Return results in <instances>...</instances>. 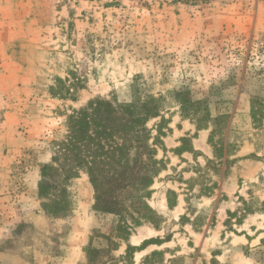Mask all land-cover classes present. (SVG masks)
Instances as JSON below:
<instances>
[{"label": "rangeland", "instance_id": "obj_1", "mask_svg": "<svg viewBox=\"0 0 264 264\" xmlns=\"http://www.w3.org/2000/svg\"><path fill=\"white\" fill-rule=\"evenodd\" d=\"M66 77L84 85L77 100L50 92ZM148 96L161 106L150 127L164 118L167 135L188 129L158 150L155 223L128 236L130 188L118 192L122 220L96 210L88 164L59 147L73 110ZM246 159L264 164V0H0V264H59L71 215L87 201L79 264H264V177L243 186L248 195L222 191L223 164L231 173ZM45 165L54 168L41 195ZM132 165L96 164L98 179L137 180ZM71 169L78 177L66 179Z\"/></svg>", "mask_w": 264, "mask_h": 264}, {"label": "trees", "instance_id": "obj_2", "mask_svg": "<svg viewBox=\"0 0 264 264\" xmlns=\"http://www.w3.org/2000/svg\"><path fill=\"white\" fill-rule=\"evenodd\" d=\"M83 88L80 81L75 83L69 77L57 78L50 92L54 97L77 100V92ZM155 100L157 99L148 96L147 99H137L131 103H118L107 99L91 101L87 106L73 110L68 117V136L59 147L60 155L64 158L67 156L69 163L88 164L86 168L96 191V210L116 214L122 220V212L127 206L118 192L130 188L134 203L131 224L125 223L128 236L139 226L155 223L156 212L148 200L153 193L151 188L154 180L162 171L157 156L159 148L165 149L163 138L167 135L162 127L164 118H161L155 128L149 126L151 120L161 117L160 104H152ZM154 130L156 134H153ZM131 150L137 154L133 163L129 158ZM53 160L56 162L57 156ZM112 163L133 164L129 174L134 175L137 180L105 186L98 179L96 164ZM53 168V165L43 167V179L39 187L41 195L49 185L46 177ZM78 173V169H71L66 179L76 178ZM145 248L143 246L139 250ZM134 249L129 246L127 252Z\"/></svg>", "mask_w": 264, "mask_h": 264}, {"label": "crops", "instance_id": "obj_3", "mask_svg": "<svg viewBox=\"0 0 264 264\" xmlns=\"http://www.w3.org/2000/svg\"><path fill=\"white\" fill-rule=\"evenodd\" d=\"M183 129L176 130L175 133L168 134L164 137V143L169 148H175L180 145V137L183 135V132L188 129L186 124H184ZM199 137L193 139L194 149H202V141ZM252 147L250 144H247L242 147L240 155H247L252 152ZM231 173L228 172V165L223 164V171L221 177L225 178L222 184V191H225L227 197L232 198L235 195L245 196L248 194H243L242 188L249 183H255L259 181V178L264 177V164H258L251 160L240 161V164H233L230 167ZM226 170V171H225ZM245 193H248V187L245 189ZM168 202V199H167ZM90 202L80 203L79 208L75 210L74 214L71 215V228L66 236L67 245H65V251L60 258L59 264H79L83 261L84 249L85 246L90 241L91 234V221L92 218L89 214ZM180 205L175 202V205L172 209H177ZM84 206H87V209H83ZM224 213L227 214L228 211L234 210L232 204L224 206ZM220 210V209H219Z\"/></svg>", "mask_w": 264, "mask_h": 264}]
</instances>
